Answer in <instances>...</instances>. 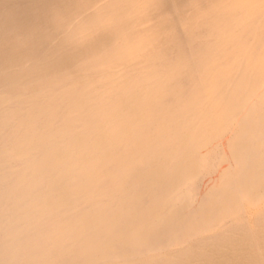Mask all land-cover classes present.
Here are the masks:
<instances>
[{
    "label": "bare ground",
    "instance_id": "1",
    "mask_svg": "<svg viewBox=\"0 0 264 264\" xmlns=\"http://www.w3.org/2000/svg\"><path fill=\"white\" fill-rule=\"evenodd\" d=\"M1 1L4 2H1L4 7L0 8L5 10V5L8 3L5 0ZM10 1L11 4L15 2V0ZM27 1L23 3L37 1L35 7L38 9L36 10L44 11V7H48L46 10L51 12L49 7L55 6H51L54 3L51 0H46L50 4L43 2L44 0ZM39 1L48 6L41 5ZM61 1H65L63 7L67 10L68 4L73 9L74 2L77 1L74 5L77 9L74 8L75 10L71 11H76L74 13L68 10V15L72 14L68 18L67 10L62 9L61 3L57 4L58 1L56 6L62 7L59 11L65 12L63 11L62 14L61 11H57L59 7L52 8V12L56 10L53 12L54 15L56 12L57 16L60 15L59 18L53 15L54 20L63 23L64 20L66 22L72 19V25L68 22L66 27L65 22L63 23L62 26L66 31L62 26L63 30L57 27L60 23L58 22V25L52 19L57 25L53 27V22L50 21L52 17L49 15L50 22L47 20L48 16H43L44 20L46 17L43 22L52 25L49 28L47 24L46 28L56 27L55 30H58L51 31L55 33H52L53 37L51 32H48L50 30L44 27L46 26L44 23L38 26L39 30L34 25L33 31L29 29L31 24H41V18H43L41 10L40 14L36 10L28 9L30 12L32 10L34 15L39 13L40 16L36 18L41 20L39 22L37 19L38 23L36 19H33L38 24L34 23L33 20L31 21L33 17L29 15L25 23L31 22V24L27 25L24 23L27 18L25 20L24 18L25 13L27 12L26 16H28L29 12L26 7V12L22 9L25 4L20 2L21 7V4L16 5L17 2H15L12 5L21 8L16 10L17 7L16 9L14 7L17 13L12 12V15L21 16V12L24 13V18L18 16L19 19L15 20L20 22L17 26L13 21L16 17L11 19L12 16L9 15L11 11L8 10L11 7L7 6L6 9L9 12L7 15L11 16L12 21L9 20L11 22L9 26L12 25V28L8 26L9 31L17 30L25 24L23 26L25 29L19 28V30L28 29L32 31L30 33H33L37 29L35 32H39L35 35L39 34L42 37L45 32L51 35V41L50 37L47 38L50 42L43 40V37L40 40L39 36H35L36 40L39 39L37 42L33 41L35 45L31 42L34 33L32 36L28 30V37L31 35L30 41L25 36L27 34H23L26 31L21 33L17 30L14 34L18 32L20 38L23 34L32 45L27 44L24 38L25 41L21 38L23 42L21 41L20 44L21 39L17 34V37L13 35L15 38L11 36L12 38L8 40L2 38L10 37L13 31L9 33V36H5L9 32L4 31L8 30L5 26L8 25L6 21L9 18L1 9L7 19L0 16L1 22L4 18L3 23H0L3 27L0 28H3L2 32H5L2 35L0 30L2 36L0 40H4L3 43L1 41L0 48L4 53L9 52V49L11 51V46L13 50L18 48L19 51L15 50L19 55L24 51L21 55L25 54L23 57H27L26 60L29 63L25 58L22 57L25 61L21 59V56L14 58L12 55H18L16 51L13 54L7 53L10 59L7 57L4 61V58L1 59L4 54L0 49L2 52L0 59L3 62L0 64V72L4 73L3 69L9 70L10 66L21 68L19 65L24 66L21 64L23 61L25 67L27 63L29 66L36 58L35 61L39 59L37 64L40 60L46 61V66L41 67L44 63L40 62L41 68L30 64V67L38 68L33 72L26 70L29 73L23 74L25 69H21L23 72L19 73L20 69L17 68L15 71L14 68L12 73L18 72V74L8 75L7 72L8 76H6L0 73L3 75V78L0 76L2 79L0 80V264H164L171 260L170 248L191 235L207 233L222 223L223 226L231 227L230 224L223 222L228 216L230 218L232 216L238 224H241L239 222L241 220L248 222V218H243L246 215L244 205L252 206L253 209V206L264 202V43L262 42V46L260 41L264 40V0H222L224 4L221 6L219 4L221 0H216L218 8L220 7L218 11L214 8L217 6H214L215 1L212 0V3L209 0L208 7L214 4V7L210 8L213 12L208 7L205 9L209 11H206L203 7L207 4L202 1L200 2L202 5L197 3L194 5L193 1L196 0H186V5L183 0L184 4L176 5L175 3L180 1L171 0L173 9H176L171 14L170 1L166 0H161L163 3L160 4H157L159 0H154L156 5L150 0H142L145 3L150 1L151 3H147L148 6H145V3L143 6L140 0V3H136L138 0H128V2L131 1L129 4H126V0H103L106 1L105 3L102 0H95V2L94 0H79V2L70 0L71 3L69 0ZM172 1L175 3L173 4ZM204 1L207 2V0ZM122 2L129 8L124 6L122 8ZM188 2L191 3L190 7ZM82 3L84 4L81 6ZM38 4L42 8L38 7ZM167 4L169 6H166ZM204 4L206 5L203 6ZM31 5L29 7L28 4V8H31ZM162 5L165 6L166 12L169 11L168 14L160 8ZM174 5L178 8L183 5L185 9L183 12L186 14L187 11L188 16L191 14L190 17L194 13L198 14L193 17L195 21L201 17L200 20H204L205 23L211 18L208 26L207 22L206 25L200 20L198 21L201 22L200 25L197 22L200 29L209 27L206 31L201 30L207 35L205 32L200 31L203 35L199 33L197 29H200L196 22L192 18L190 21L187 15L185 17L183 13H179L181 11H177ZM191 5L202 7L201 10L206 11L203 14L207 18L202 16L200 9L196 11L198 8H195L193 12ZM164 6H162L163 9ZM185 6L190 8L193 14L186 10ZM140 7H146L144 9H148L147 12L152 15L147 12L146 15L143 10V14L146 15L143 17V8ZM172 7H170L171 10H173ZM152 9L155 10L154 13ZM46 10L44 13L47 12ZM210 12L214 14L210 16ZM77 13L85 17L81 19L82 17L77 15L79 18L77 19ZM206 13H209V18ZM61 15L63 18V15H66V18L61 19ZM172 15L175 17V20L173 17L174 23L171 21ZM161 16H165L166 19L170 17L171 22L166 23L165 17L161 20ZM179 16L184 17L179 20ZM74 17H76L74 20L76 23L73 21ZM20 18L23 20L20 21ZM138 20L145 23V26L144 24L140 26L142 23L139 25ZM145 20L147 22L161 20L159 23L162 25L153 22L154 28L151 27L154 26L153 23L148 22L150 25H147ZM187 20L190 21L187 26L196 25L193 30L189 26L192 30L189 32L195 30L198 33L195 35L194 31L191 35L188 33V36L186 35L188 31L185 32L187 37L184 35V39L192 47L179 36L182 35L181 32L188 30L183 28L186 24L182 25ZM128 21L133 22L135 25L131 24L136 27ZM4 22H6L5 25H3ZM92 24L97 25L96 28L92 27ZM70 25L73 30L69 28ZM26 26L29 27L26 28ZM172 26H175L178 31L181 29L180 33L176 30L178 35L175 29L171 28ZM261 26L263 29H260ZM258 27L260 28L257 29ZM41 28L45 31L42 30L44 32L42 35H40ZM92 28H95L94 30H97L96 33L99 34H93L95 31H92ZM88 29L92 33L91 31L89 33ZM165 29L167 32L168 30L175 32V34L170 33V40H168L171 41L170 43L172 38L175 39L177 36L180 40L182 39L186 47L190 46L189 48L194 50L193 41L197 43L198 40L201 41V43L198 42L200 47L194 44L198 50L191 52L193 50L186 48L177 37L173 39V43L176 41L178 43L168 44L165 38L169 36V32H162ZM258 30H262L263 36ZM160 32H162L161 35ZM166 33V37H163L162 34ZM67 34L72 40L67 38ZM155 35H158L160 39L164 38L163 43L159 39L158 45L162 51L157 53L158 57H155L156 53L154 57L148 51L145 53V50L158 43L159 40ZM250 35L249 38L252 40L254 38V41L259 37L260 43L257 39L256 44L248 43L247 39ZM44 37L46 39V36ZM57 37H59L57 41H60V37V42L64 40L65 43L62 44L67 51L75 50L74 53L66 52L63 46L64 51H62V48L58 47L60 44L58 42L59 44L55 45H58L57 48L60 49L61 54L66 52L72 55L67 54L63 57L59 55L63 60L52 63L53 58L57 59L54 55L58 51L54 54L49 52L54 51L56 46L53 44L55 42L53 39H58ZM16 38H19L20 45L14 42ZM154 40L157 42L154 43ZM66 42H70L73 48L79 44L76 47L79 49L66 46ZM152 42V45L147 44ZM229 42L230 45H228ZM25 43L27 47L34 48L33 52L41 51L40 55L33 53L32 49L28 48V50L27 47L21 46ZM88 43L90 44L86 45ZM146 45L149 47L147 48ZM162 45L169 48L163 49ZM170 45L176 46V49H173L176 52L183 48L179 55L173 52L176 58H172L174 46L168 53ZM256 45L259 46L258 50L261 45L260 53L256 50L251 51V46ZM155 49L148 50L153 53ZM25 50L32 52L33 55L28 52L31 58L36 56L34 60H31L32 62ZM43 50L53 57L48 62L46 60L48 56L43 55L46 52L42 54ZM186 50L191 53L189 51L187 53ZM139 51L143 52L142 55ZM161 52L164 57L160 55ZM10 53L11 56H9ZM164 54L167 56L165 57ZM190 54L192 55L188 58L187 55ZM159 58L163 63L162 66H158L161 63L156 65V62L155 66L153 63L150 64L152 66L148 65L149 59L153 62V59L157 61ZM125 64L126 66H123ZM75 67L80 68L81 72L71 71L75 70L72 69ZM81 68L85 69V73H82ZM190 69L193 71L190 72ZM183 71L186 75H183L181 80L185 77L186 83L184 81L180 83L179 80ZM187 74L190 75L189 79L186 77ZM176 77L177 79L179 77L178 81ZM38 78L41 79L37 81ZM30 80L37 81L39 84L35 82L36 87L29 86V89L26 86L23 89L21 85L30 83ZM35 84L30 85L35 86ZM9 85H12V88L8 87ZM4 86L8 88L7 91ZM13 88L16 91L12 90ZM224 138L226 143L221 145L223 148H219ZM216 146L218 148H215ZM214 149L221 151L217 150L215 154ZM258 218L264 219V214ZM262 221L261 226L254 232L253 230L246 232L244 227L233 230L228 226L225 228L221 226L222 229L229 228L228 230L231 229V231L227 233V236L222 235L221 242L218 240L220 243H214L215 245L211 246H208L210 243L207 244L209 240L208 242H205V239L202 240L204 235L201 236L202 238L199 236L201 242L187 246L189 248L186 252H190L189 259L191 257L192 259H186L183 264H264V220ZM206 230L208 231L205 232ZM187 239L188 242L190 238Z\"/></svg>",
    "mask_w": 264,
    "mask_h": 264
},
{
    "label": "rangeland",
    "instance_id": "2",
    "mask_svg": "<svg viewBox=\"0 0 264 264\" xmlns=\"http://www.w3.org/2000/svg\"><path fill=\"white\" fill-rule=\"evenodd\" d=\"M9 1H10V0H9ZM13 1H14V0H13ZM23 1L28 2L27 0H22V1L15 0V2H17L16 5H17V4H21V3H23ZM29 1H30V0H29ZM31 1H33V0H31ZM34 1H35V0H34ZM40 1H41V0H40ZM40 1H39V2H40ZM49 1H50V0H49ZM51 1H52V2L54 1V3H55V4H54V3L51 4V6H52V5H55V6L49 7V9L51 8V12H52L53 9H55V8H53V7H59L58 9L56 8L57 11H59V9H60L61 6H62V7L65 6V5H64L65 3L63 4V2H65V1H61V0H51ZM56 1L59 2V3L57 2V4H60V3H61V6H60V5H59V6H58V5L56 6ZM66 1H68V0H66ZM69 1H70V0H69ZM75 1H76V0H75ZM81 1H82V0H81ZM85 1H86V0H85ZM99 1H100V0H99ZM102 1H103V0H102ZM122 1H123V0H122ZM140 1H142V0H140ZM143 1H144V0H143ZM143 1H142V2H143ZM147 1H148V0H147ZM147 1H146V3H145V2H143V3L141 2V4L143 5V4L145 3V6H148L149 3H151V2L154 3V2H155L154 0H153V1L150 0L151 2H150V1L147 2ZM156 1H157V0H156ZM162 1H163V0H162ZM162 1L159 0V2H158L157 4H160ZM166 1H170V4H169V3H168V4L170 5V7H172L171 0H166ZM173 1H177V0H173ZM173 1H172V3H173ZM178 1H180V2H177V3L174 2V3H175L176 5H179L180 3H181V4H182V3L184 4V2H185V5H186V0H184V2H183V0H182V1H181V0H178ZM188 1H190V0H188ZM192 1H193V0H192ZM192 1H191V3H192ZM196 1H197V0H196ZM196 1H193V2L195 3L194 5H196V3H197L198 5H202V4L200 3L201 1H202V3L204 2V3H206V4L212 2V0H211L210 2H209V0H207V2H205L204 0H200V1L198 0L199 2H198V1L196 2ZM213 1H215V3H214L215 5H214V4H213V5L216 6V5H217V3H216L217 1H216V0H213ZM229 1H231V0H229ZM1 2L4 3L3 1L0 0V3H1ZM5 2L8 3L7 5H5V6H6V7H5V10H7L6 8H8L7 6H9V7H11V9L9 8L8 10L11 11V13H9L8 10H7V12L5 13L4 8H0V12H1V13L3 12V11H1V9H2V10H4L3 13H4L5 15H7V14L9 13V15L12 16V17L10 16L11 19H13L14 16H15L16 18H14V20H13L14 23L16 22L15 20H18V19H19V17H23V16H24L23 11L26 12V8H27V11H28L29 13H32V10H36V9H38L37 7H35L37 1L32 2V3H23V4H25V5H23V7H24V8L26 7V8H25V9L22 8L23 11L21 12V13H22L21 16H20L19 14H17V16H16V14H15V15H14V14L12 15V12L17 13V11H14V10L16 9V7H17L16 10H19V9L22 7V4H21V7L18 8V6H16V5H12V4H14L15 2L12 3V4H11V1L8 2V0H5ZM20 2H21V3H20ZM43 2H46V0H44ZM43 2H42V3H43ZM52 2H51V3H52ZM71 2H72V1H70V3H71ZM73 2H74V0H73ZM76 2H77V1H76ZM76 2H74V5L76 4ZM78 2H79V0H78ZM83 2H84V1H83ZM89 2H90V1H89ZM94 2H95V0H94ZM103 2H104V1H103ZM105 2H106V1H105ZM105 2H104V3H105ZM110 2H111V1H110ZM125 2H127L126 4H129V2H131V1L128 2V0H126ZM220 2H221V3H220ZM222 2H223L222 0L219 1L220 6H221V4H224V3H222ZM2 3H1V5H0V7L3 6ZM6 3H5V4H6ZM9 3L13 6V8H12V6H11ZM33 3H34V7H35V9H34V7H33ZM46 3H47V4H50V2H49V3L46 2ZM87 3H88V2H87ZM91 3H92V2H91ZM108 3H109V2H108ZM122 3H123L122 8H123V6L126 8L127 5L124 4V2H122ZM136 3H140L139 0H138V2H136ZM147 3H148V4H147ZM162 3H163V2H162ZM174 3H173V4H174ZM188 3H189V7H190V4H191V3H190V2H188ZM212 3H213V2H212ZM226 3H230V2H226ZM26 4H27V6H26ZM28 4H29V7H30V4H32V5H31V8H28ZM40 4H41V2H40ZM40 4H38V7H40ZM67 4H68V2H67ZM67 4H66V5H67ZM78 4H79V3H78ZM83 4H84V3H82L81 6H82ZM88 4H89V3H88ZM97 4H98V3H97ZM130 4H131V3H130ZM168 4H167L166 6H169ZM192 4H193V3H192ZM206 4H204L203 6H205ZM41 5H46V4L44 3V4H41ZM71 5H72V4H71ZM74 5H73V9H72V7L70 6V4H68L67 8H69L68 10H69L70 12H71L72 10H75L74 8H76V6L74 7ZM91 5H93V4H91ZM101 5H102V4H101ZM119 5H121V4H119ZM136 5H137V4H136ZM139 5H140V4H138V6H139ZM154 5H156V4L154 3ZM198 5H197V6H193V5H191L192 8H194V9L191 8V10H193V12H195V8H198ZM213 5L211 4V7H212V8L214 7ZM36 6H37V5H36ZM46 6H48V5H46ZM49 6H50V5H49ZM85 6H87V5H85ZM89 6H90V5H89ZM95 6H96V5H95ZM128 6H129V5H128ZM131 6H132V5H131ZM133 6H134V5H133ZM140 6H141V5H140ZM143 6H144V5H143ZM149 6H151V5H149ZM162 6H164V5H162ZM162 6H161V7L158 6V7L162 8V10L165 11V6H164V9H163ZM174 6H175V5H174ZM187 6H188V5H187ZM187 6H185L186 10L188 9V11H191L190 8H187ZM209 6H210V4H209ZM218 6H219V5H217L216 7H214V8H217V9H216L217 11H218V9L220 8V7L218 8ZM3 7H4V6H3ZM14 7H15V9H14ZM62 7H61V8H62ZM77 7H78V6H77ZM79 7H80V6H79ZM79 7H78V8H79ZM91 7H92V6H91ZM154 7H155V6H154ZM154 7H152V8H154ZM170 7H169V10L171 11V12H170V14H171V13L174 11L175 8L173 9V7H172L173 10H171ZM175 7H177V6H175ZM183 7H184L183 5H182V7H179V8L177 7V11H181V12H179V13H183L184 16L187 17V16H188L187 11H186V14H185V13H184V12H185V9H184ZM199 7H201V6H199ZM206 7H208V4H207V6H205V7H203V8L205 9ZM211 7H208L209 10H210ZM40 8H42V7H40ZM40 8H39V9H40ZM44 8H45V10L48 9V7H44ZM44 8H43V10H44ZM52 8H53V9H52ZM64 8L66 9V7H63L62 9H64ZM96 8H97V7H95V9H96ZM127 8H129V7H127ZM140 8H143V9H142V14L144 13V12H143V10H144L146 15H147V13H149L150 15H152L150 12H147L148 9L145 10L146 7H140ZM144 8H145V9H144ZM180 8H181L182 10H179ZM201 8H202V7H201ZM201 8L196 9V11L200 9L199 11L202 12V14H203V13L205 14L206 11H209V10H206V9H205L206 11L204 10V11H205V12H204V11H202L203 9L201 10ZM208 8H207V9H208ZM22 9H21V10H22ZM28 9H32L31 12H30V10H28ZM65 9H64V10H65ZM76 9H77V8H76ZM95 9H94V10H95ZM97 9H98V8H97ZM119 9H120V8H119ZM183 9H184V10H183ZM21 10H20V11H21ZM40 10L42 11V9H40ZM40 10H36V11L40 13ZM45 10H44V11H45ZM64 10H63V11H64ZM66 10H67V9H66ZM68 10H67L66 12H68ZM83 10H84V8H83ZM83 10L81 9V11H83ZM85 10H86V7H85ZM85 10H84V11H85ZM88 10H89V8H88ZM117 10H118V9H117ZM125 10H126V9H125ZM125 10H123V11H125ZM149 10H150V7H149ZM152 10H153V9H152ZM156 10H157V9H156ZM158 10H159V8H158ZM162 10H161V11H162ZM175 10H176V9H175ZM212 10H213V9H211L210 11L213 12ZM219 10H220V9H219ZM44 11H42L43 14H44V15H43V14L41 15L42 17H43V16H48V15H49L50 17H52V18H50V19H51V20H50L51 22L56 21V20H54L55 17L53 18V15H54L53 12L56 11V10H54V11L52 12L53 14H52L51 12H48V11H50V10H48V11L46 10L47 12H45V13H44ZM60 11H61V12H60ZM60 11H59L60 13L63 12L62 10H60ZM95 11H96V10H95ZM95 11H94V12H95ZM99 11H101V10H99ZM99 11H98V12H99ZM119 11H121V10H119ZM150 11H151V10H150ZM154 11H155V10H153L152 13H154ZM183 11H184V12H183ZM217 11H215V9H214V12H215V13H216ZM33 12L36 13L35 11H33ZM59 12H58V14H60ZM64 12H65V11H64ZM74 12H76V11H74ZM74 12H71V13H74ZM86 12H87V11H86ZM90 12L92 13L91 8H90ZM90 12H89V13H90ZM98 12H97V13H98ZM115 12H116V11H115ZM117 12H118V11H117ZM146 12H147V13H146ZM158 12H159V11H158ZM165 12H166V11H165ZM168 12H169V11H167L166 14H168ZM174 12H175V11H174ZM191 12H192V11H191ZM193 12H192V14H193ZM211 12H210V16H211L212 14H214V13H211ZM3 13L0 14V16L5 17V20H6L7 18H9L8 21H6L8 25L5 26V29H8V30H4L3 28H0L1 32H2V29H3L4 31H9L10 28H8V26H9V24H11V22H12L11 19H10V17L7 15V18H6V16H5ZM18 13H20V12L18 11ZM29 13H28V16H26V15H27V12L25 13V14H26V15H25V18L23 17L24 20H25L27 17H29V15H30L31 17H33V18L30 17V18H31V21H32L33 19H36V21H37V19H38V21L40 22V20L42 19L41 24L36 25V24H31V22H29V21H30V18H29V21H28L29 23H28V24L25 23V22L28 20V18H27V19L24 21V23L27 24V25H30V24H31L30 27L28 26L29 29L31 28L30 30H32L33 25H34V27H36V28L38 29V28H39L38 26H41L43 23H44V25H46V26H44V27H45V28L47 27V24H48L47 22L49 21V20H48V19H49V16H48V18H47L48 21H46L47 24H45V22H43V21L46 20V17H45V20H44V17H43V18L40 17L41 19L39 20V18H38V17L40 16L39 13H36L35 15H34L33 13H32V14H29ZM78 13H79V12H78ZM78 13L76 14V16L78 15ZM81 13H82V12H81ZM155 13H156V12H155ZM159 13H160V12H159ZM177 13H178V12H177ZM177 13H176V15H177ZM188 13L190 14V12H188ZM37 14H38V15H37ZM40 14H41V13H40ZM45 14H47V15H45ZM50 14H52V16H51ZM56 14H57V12L55 13L54 16H56V17L60 16V15L57 16ZM62 14H63V13H62ZM68 14H69V12L67 13V17L70 18L69 16L72 15V14H70V15H68ZM83 14H84V13H83ZM92 14H93V13H92ZM115 14H116V13H115ZM119 14H120V13H119ZM149 14H148V15H149ZM156 14H158V13H156ZM164 14H165V13H164ZM170 14H169V16H171ZM174 14H175V13H174ZM183 14H182V15H183ZM200 14H201V13H200ZM200 14H199V16H200ZM204 14H203L202 16H204ZM208 14H209V13H208ZM208 14L206 13V15H207L208 18H209V15H208ZM3 15H4V16H3ZM32 15H34V16H32ZM73 15H74V14H73ZM79 15H80V14H79ZM79 15H78V16H79ZM85 15H86V14H85ZM146 15L143 14V17L146 16ZM150 15H149V16H150ZM153 15H154V14H153ZM159 15H161V13H160ZM159 15H158V18H159ZM179 15H180V14H179ZM186 15H187V16H186ZM194 15H198V14L194 13ZM194 15H193L192 17H190L191 14H190V16H188V17H190V18H189L190 21H191V18L194 20V18H193ZM18 16H19V17H18ZM36 16H38V17L36 18ZM63 16H64V18H66V15H63ZM78 16H77V19H79ZM80 16L82 17L81 19H83V16H84V15H83V16L80 15ZM116 16H118V14H117ZM149 16H148V17H149ZM154 16H155V15H154ZM156 16H157V15H156ZM165 16H166V15H165ZM165 16H163V17H165ZM169 16H167V18H168ZM184 16H179V17H180L179 20H180L182 17H184ZM2 17H1V18H2ZM17 17H18V18H17ZM34 17H35V18H34ZM61 17H62V15H61ZM71 17H73V16H71ZM84 17H85V16H84ZM86 17H87V15H86ZM161 17H162V16H161ZM163 17L161 18V20H163ZM173 17H174V16L172 15V17H171V19H172V20H171L172 23L175 22V21L173 22ZM195 17H196V20H197V19H198L197 16H195ZM204 17H206V16H204ZM204 17H203V18H204ZM23 18H22V19L20 18V19H21L20 21H22ZM58 18H59V17H58ZM64 18L62 17L61 19L64 20ZM75 18H76V17L73 18V21L75 20ZM145 18H147V17H145ZM154 18H155V17H154ZM154 18H152V19H154ZM200 18H201V17H199V20H200ZM206 18H207V17H206ZM52 19H53V21H52ZM77 19H76V20H77ZM140 19H141V18H140ZM156 19H157V18H156ZM164 19H166V17H165ZM168 19H169V20H168ZM168 19H166V20H164V21H166V23H167V22L170 21V17H169ZM177 19H178V18H176V20H177ZM210 19H211V18H210ZM210 19H208V20H209L208 22H211ZM1 20L4 21V18H2ZM9 20H10L11 22H9ZM142 20H143V22H144V18H142ZM147 20H149V19L147 18ZM147 20H145V21L147 22ZM154 20H155V19H154ZM154 20H152V21H150V22H151V23H153V22H158V23L161 22V20L157 21L158 19H157L156 21H154ZM167 20H168V21H167ZM174 20H175V17H174ZM199 20H197V21L194 20V22H196L195 24L198 26V28H199V25L201 24V22H200V23L198 22ZM3 21H2V22L0 21V23L2 24ZM33 21H34V23L36 22L35 20H33ZM33 21H32V22H33ZM38 21H37V22H38ZM50 21H49V22H50ZM83 21H84V20H83ZM138 21H139V20H138ZM171 21H170V22H171ZM177 21H178V20H177ZM190 21L187 20V21H185L186 23H185V22H183L184 24L181 23L182 25H185V24H186L185 26L188 27V28H186V27L183 26V28L188 29V30H185L184 33L181 32L182 35H179V36H181L182 39H184V37H185L186 35H188V33H190V32H189V30H191V28L189 29V26H190V25L187 26V23L190 22ZM200 21H202V19H201ZM212 21H214V20L212 19ZM6 22H4L3 25H5ZM8 22H9V23H8ZM18 22H19V21L16 22V25H17V26H19V24H20V22H19V24H17ZM37 22H36V23H37ZM39 22H38V23H39ZM58 22H59V20L56 21V24L59 25V23H60V25L57 26L56 24H54L55 22H53V23H52V24H53V27H54V26H57V27H60V28L62 29V27H63L62 25H63V23L65 22V20H64V22L62 21L63 23H61V21H60L59 23H58ZM68 22L71 24V23H72V19H71V21H70V20H69V21H66V22L64 23L65 26H66V25L68 26V24H67ZM74 22L76 23V21H74ZM77 22H78V21H77ZM105 22H106V21H105ZM112 22H115V21H112ZM143 22H142V21H139L138 24L140 25V23H142L140 26H143V24H144V26H145V23H143ZM148 22H149V21H148ZM148 22H147V25H150L151 23L149 22V23H150V24H149ZM179 22H180V21H179ZM181 22H182V21H181ZM194 22H193V23H194ZM197 22L199 23V25H198ZM202 22L204 23V20H203ZM206 22H207V21H206ZM206 22H205V23H206ZM208 22H207V26H208ZM214 22H216V21H214ZM14 23H12V24H14ZM38 23H37V24H38ZM78 23H79V22H78ZM107 23L109 24V22H107ZM107 23H106V25H107ZM110 23H111V22H110ZM128 23H130V22L128 21ZM131 23H133V22H131ZM131 23H130V24H131ZM162 23H163V22H162ZM176 23H177V22H176ZM205 23H204V24H205ZM212 23H213V22H212ZM1 24H0V27L2 26ZM21 24H23V22H21ZM25 24H24V25H25ZM80 24H81V23H80ZM96 24H97V23H96ZM101 24H102V23H101ZM130 24H129V26H130ZM133 24H134V23H133ZM160 24H161V23H159V24H157V25H160ZM189 24H190V23H189ZM204 24H203V25H204ZM209 24H210V23H209ZM24 25H21V27H19V28H20V29H25V28L23 27ZM35 25H36V26H35ZM48 25H49V26H48L49 28H50V26H52V25H50V24H48ZM71 25H72V24H71ZM71 25L69 26V28L71 27ZM77 25H79V24H77ZM94 25H95V24H92V27H95V28H96L97 25H96V26H94ZM102 25H103V24H102ZM104 25H105V24H104ZM112 25H113V24H111V26H112ZM131 25H132V24H131ZM134 25H135V24H134ZM136 25H137V24H136ZM152 25H154V26H151V27H154V28H155V24L153 23ZM161 25H162V24H161ZM161 25H160V26H161ZM169 25H170V24H169ZM174 25H176V24H174ZM191 25H192V23H191ZM193 25H194V24H193ZM196 25H195L194 27L190 26V27H192V30H193V28L196 27ZM203 25H202V26H203ZM205 25H206V24H205ZM213 25H214V24H213ZM17 26H15V27H17ZM61 26H62V27H61ZM67 26H66V27H67ZM132 26H133V25H132ZM137 26H138V25H137ZM179 26H180V24H179ZM263 26H264V25H263ZM263 26H261V28L258 27L257 29H259V28H260V29H263ZM2 27H3V26H2ZM9 27L12 28V25H10ZM15 27H13V29H14ZM22 27H23V28H22ZM28 27L26 26V28H28ZM42 27H43V26H42ZM73 27H74V24H73ZM75 27H76V26H75ZM75 27H74V28H75ZM87 27H89V26H87ZM101 27L103 28V26H101ZM109 27H110V25H109ZM130 27H131V26H130ZM133 27H136V26H133ZM174 27H175V26H172V27H171L172 29H175L174 31L177 30L176 27L179 28L178 25H176L175 28H174ZM181 27H182V26H181ZM210 27H211V24H210ZM19 28H18L17 30H19ZM49 28H46L47 30H50V31H48L49 33H50L51 31H53V32L58 31V30H55L56 27L53 28L54 30H53V29H49ZM64 28H65V27H63V29H64ZM90 28H91V27H90ZM95 28H94V29H95ZM102 28H101V29H102ZM106 28H107V27H106ZM156 28H158V27L156 26ZM169 28H170V26H169ZM169 28L167 27V29H169ZM183 28H182V29H183ZM208 28H209V27H208ZM208 28H205V27H203V29H200V28H199L200 30L197 29V31H198L199 33H201V32H203V31H201V30H205V31H206V29L208 30ZM211 28H212V27H211ZM15 29H16V28H15ZM37 29H35V31H37ZM46 29H45V30H46ZM58 29H59V28H58ZM61 29H59V30L62 31L63 29H62V30H61ZM71 29H72V27H71ZM85 29H86V28H85ZM85 29H84V30H85ZM94 29H93V28L91 29L92 31H95L93 34H95L96 31H97V30H94ZM103 29H104V28H103ZM107 29H108V28H107ZM107 29H106V30H107ZM128 29H129V28H128ZM130 29H131V28H130ZM133 29H134V28H133ZM167 29H165V30L162 31V32H167V31H166ZM172 29H171V30H172ZM17 30H14V31H17ZM27 30H28V29L24 30V31H26V33H23L24 35L27 34V35H25L26 37H28V34H29L30 32H32L34 29H33L32 31L28 30L29 33H27ZM38 30H39V29H38ZM40 30H41V31H42V30L44 31V29H42V28H41ZM47 30H46V31H47ZM64 30H65V29H64ZM69 30H70V29H69ZM69 30H68V31H69ZM72 30H73V29H72ZM84 30H82V32H83ZM91 30H90V31H91ZM183 30H184V29H183ZM192 30H191V31H192ZM4 31H3V32H4ZM11 31H13V30L11 29V30L8 32V34L5 35V36H9V35H10L9 33H11ZM14 31H13V33H11L10 37H8V38H6V37H4V36L2 37L1 35H0V37H2L3 39L5 38V40H6V39L8 40L9 38H12L11 36H13V35H15V37H17L16 34H17L18 32H20L21 30H19L16 34H14ZM24 31H21V33L24 32ZM35 31L33 32L34 34H33V33H30L31 35H32V34L34 35V36L32 35L33 37H31V35L28 37V40H29V41H30V39L32 38V41H31L32 43H34L33 41L37 42V40H39V39L36 40V37H35V36H39V34H38V35H35V33L37 34L39 31H38V32H35ZM43 31L40 32V33H41L40 35H42V33L45 32V31H44V32H43ZM65 31H66V30H65ZM68 31H67V32H68ZM86 31H87V30H86ZM88 31H89V29H88ZM90 31H89V33H90ZM92 31H91V33H92ZM101 31H102V30H101ZM131 31H132V30H131ZM174 31L170 32V31L168 30V32H169V34H168L169 36L167 37L168 39L165 38V39L167 40V43H168V44L178 43V41H181L182 44H183L184 42H188V41H185L186 39H184V40H183L184 42H182V39L180 40V38L176 36L177 39L179 38V40L173 43V39H174V38H172V43H170L171 41H168V40H170V33H171V34H175ZM177 31H178V30H177ZM177 31H176V34H177L178 32L180 33L181 29H180L178 32H177ZM186 31H188L187 34L185 33ZM194 31H195V30H194ZM194 31H193V32H194ZM197 31L194 32L195 35H196ZM200 31H201V32H200ZM205 31H204V32H205ZM209 31H210V30H209ZM254 31H255V30H254ZM254 31H253V32H254ZM260 31H261V32H260ZM260 31L258 30V32L262 33V30H260ZM1 32H0V33H1ZM3 32H2V33H3ZM48 32H47V33L45 32L46 35L43 34L44 36H46V39H45L44 36H42L43 38H42L41 36H39L40 40L43 39V40H47V41H49V39H50V41H51V37H50V36L52 35V37H53V36H54L53 34H55V33L51 32V33H50L51 35H49ZM63 32H64V31H63ZM67 32H66V33H67ZM69 32H70V31H69ZM84 32H85V31H84ZM84 32H83V33H84ZM112 32H113V31H112ZM125 32H126V31H125ZM127 32H128V31H127ZM129 32H130V30H129ZM162 32H160V35H161ZM168 32H167V33H168ZM173 32H174V33H173ZM193 32H191V33H193ZM204 32H203V33H204ZM210 32H211V31H210ZM258 32H257V33H258ZM4 33H5V32H4ZM4 33H3L2 35H4ZM6 33H7V32H6ZM52 33H53V34H52ZM85 33H86V32H85ZM113 33H115V32H113ZM130 33H131V32H130ZM130 33H129V34H130ZM167 33L164 34V35L162 34V36H163V37H166L165 35H167ZM191 33H190L189 35H191ZM250 33H251V31H250ZM250 33L248 32V35H249ZM260 33H259V34H260ZM23 34L21 35V38H22V39L24 38V35H23ZM97 34H99V33H96V35H97ZM116 34H117V32H116ZM126 34H127V33H126ZM185 34H186V35H185ZM194 34H193V36H195ZM197 34H198V33H197ZM201 34H202V33H201ZM201 34H200V35H201ZM208 34H209V33H208ZM255 34H256V31H255ZM17 35H18V34H17ZM47 35H48V36H47ZM67 35H68V34H67ZM67 35H66V36H67ZM72 35H73V34H72ZM78 35H79V34H78ZM82 35L85 36L84 34H82ZM88 35H89V34H88ZM123 35H124V34H123ZM130 35H131V34H130ZM160 35H159V36H160ZM177 35H178V34H177ZM184 35H185V36H184ZM189 35H188V36H189ZM202 35H203V34H202ZM202 35H201V36H202ZM205 35H207L206 32H205ZM205 35H204V36H205ZM22 36H23V37H22ZM83 36H82V37H83ZM127 36H128V34H127ZM155 36H156V38H158V40L160 39V37H157L158 35H155ZM162 36H161V37H162ZM171 36H172V35H171ZM174 36H175V35H174ZM209 36H210V35H208V37H209ZM252 36H253V34H252ZM257 36H258V35H257ZM257 36H256V37H257ZM259 36H260V35H259ZM261 36H263V33H262ZM261 36H260V37H261ZM13 37H14V36H13ZM15 37H14V38H15ZM18 37L20 38L19 35H18ZM30 37H31V38H30ZM34 37H35V39L33 40ZM49 37H50V38H49ZM75 37H76V36H75ZM77 37H78V36H77ZM87 37H88V36H87ZM95 37H96V36H95ZM125 37H126V36H125ZM176 37H175V39H176ZM186 37H187V36H186ZM197 37H198L197 39H199V36H197ZM249 37H251V35L248 36V38H249ZM254 37H255V36H254ZM256 37H255V38H256ZM263 37H264V36H263ZM19 38H16L15 41H14L13 39H12V40H13L14 42H17V45H20V44H21L20 42H21V41L23 42V40L25 39L26 41H25V40H24V41H25L27 44L29 43L30 45H32V43L29 42V41L27 40V38H24L23 40L20 38L21 40L19 41V43H20V44H19V43H18ZM29 38H30V39H29ZM41 38H42V39H41ZM47 38H49V39H47ZM57 38H58V39H56V38L53 39V41L55 40V42L53 43L54 45H55V44H59L58 42L61 41V37H60V41H57V40H59V37H57ZM64 38H65V37H64ZM64 38H63V39H64ZM67 38H69V35H68ZM72 38H73V37H72ZM91 38H92V37H91ZM91 38H90V39H91ZM156 38H154V39H156ZM201 38H203V37H201ZM205 38H206V36H205ZM205 38H203V40H204ZM210 38H211V36H210ZM258 38H259V37H257L256 39L259 41ZM3 39L0 40V44L3 43V41H4ZM69 39H71V38H69ZM80 39H81V38H80ZM82 39H83V38H82ZM88 39H89V38H88ZM162 39H164V38H161V39H160L161 42H162ZM175 39H174V40H175ZM246 39H247V38H246ZM249 39H250L251 41H249ZM249 39H247V40H248V43H249V42H250V43H251V42H252V43L255 42V44L257 43V42H256V41H257L256 39H255V41H254V38H253V40H252L251 38H249ZM260 39H262V37H261ZM10 40H11V39H10ZM71 40H72V39H71ZM73 40H75V39H73ZM76 40H77V39H76ZM76 40H75V41H76ZM78 40H79V38H78ZM78 40H77V41H78ZM86 40H87V39H86ZM156 40H157V39H156ZM156 40H154L153 42L155 43V42L158 41V40H157V41H156ZM160 40L158 41L157 44L155 43L156 46L154 45L155 47H158V48H156V49H158V50H156L154 46H151L152 48L155 49V50H154L155 52H153L154 54H153L151 51L148 50V49H150V50L152 49L151 47H150V48H148V47H149V45H152L153 42H152V43H147V44H149V45H148V46L146 45L148 49H147V48H144V49H147V50H145V53H147L146 51H148V52H150V55L153 56V57H154L155 53H156V54H157V53H160V51H162L161 49H159V45H158L159 42H160ZM187 40H188V39H187ZM189 40H190V39H189ZM194 40H195V39H194ZM200 40H202V39H200ZM203 40H202V41H203ZM206 40H207V39H206ZM1 41H2V43H1ZM50 41H49V42H50ZM53 41H52V42H53ZM56 41H57V43H56ZM62 41H63V42H60V44L65 43L64 40H62ZM65 41H67L66 38H65ZM68 41H70V40H68ZM79 41H80V40H79ZM90 41H91V40H90ZM90 41H88V42H90ZM163 41H165V40H163ZM196 41H197V40H196ZM207 41H208V40H207ZM260 41H261V44H262V46H263L264 40H263V41L260 40ZM260 41H259V43H260ZM38 42H40V41H38ZM41 42H42V41H41ZM70 42H71V41H70ZM70 42H69V43L66 42V44H67L66 46L72 47V45L70 44ZM85 42H86V41H85ZM165 42H166V41H165ZM191 42H192V41H191ZM198 42H199V40L197 41V43H195V42L193 41V47H194V50H198V48L195 47L194 44L200 47V45H198ZM203 42H204V41H203ZM203 42H202V43H203ZM210 42H212V41H210ZM262 42H263V43H262ZM6 43H7V41H6ZM6 43L4 42V44H6ZM26 43H25V45L22 44L21 46L27 47V46H26V45H27ZM72 43H73V41H72ZM86 43H87V42H86ZM162 43H163V42H162ZM162 43H161V44H162ZM167 43H166V44H167ZM199 43H201V41H200ZM259 43H258L257 45H259ZM4 44H3V45H4ZM51 44H52V43H51ZM53 44H52V45H53ZM60 44H59V46H58V45H57V46H58V47H61V48L64 46V48H65V45H63V44L60 45ZM68 44H70V45H68ZM81 44L83 45V43H81ZM89 44H90V43H88V44H86V45H89ZM164 44H165V43H164ZM168 44H167V45H168ZM187 44H190V43L188 42ZM210 44H211V43H210ZM210 44H209V45H210ZM212 44H213V42H212ZM212 44H211V45H212ZM230 44H231V43L229 42L228 45H230ZM8 45H9V44L7 43L6 46H8ZM13 45H15V43H13ZM33 45H35V43H34ZM54 45H53V46H54ZM78 45H79V44H78ZM78 45H77V46L75 45V46L78 47ZM157 45H158V46H157ZM175 45H176V44H175ZM175 45H172V46H174V47L172 48V58L175 57V55H176V54L173 55V54L176 52L175 50H174L175 52L173 51V49H176V48H175V47H176ZM179 45H180V42H179ZM183 45H184V44H183ZM183 45H181V46H183ZM190 45H191V44H190ZM203 45H205V44H203ZM207 45H208V44H207ZM250 45H251V44H250ZM250 45H248V46H250ZM252 45H254V44H252ZM257 45H256V46H251L250 49H251V51L256 50L257 53H258V52L260 53L259 50L261 49V45H260L259 50H258V48H257V47H259V46H257ZM15 46H16V45H15ZM28 46H29V45H28ZM50 46H51V45H50ZM53 46H52V47H53ZM55 46H56V45H55ZM57 46L55 47V49H53L54 51H50V50L52 49V47L49 48L50 50H49V49H46V50H47L48 52L50 51L49 53H51V54H54L56 51H58L56 54H57L58 56H59V55H60V56L62 55L61 57H63V55L65 56V55H67V54H68V55H72V54H70V53H71L72 51H73V53H74V50H75L74 48H76V47H74V48L72 47V49H74V50L71 51V49H70L71 52H70V51H67V49L65 48L66 52H70V53L63 52L64 54H61L60 51H59L60 49H58ZM73 46H74V44H73ZM83 46H84V45H83ZM162 46H163V45H162ZM172 46L170 45V49H168V50H170V51L167 50L168 53L171 52V47H172ZM177 46H178V45H177ZM184 46H185V45H184ZM1 47H2V45H1ZM18 47H19V46H18ZM24 47H23V48H24ZM79 47H80V46H79ZM81 47H82V46H81ZM165 47H166V46L164 45V46L161 47V48L164 49ZM178 47H179V46H178ZM185 47H186V46H185ZM189 47H190V46H188V47H186V48L191 49V48H189ZM191 47H192V45H191ZM204 47H205V46H204ZM252 47H253V48H252ZM254 47H256L257 49H255ZM3 48L5 49V47H3ZM6 48H7V47H6ZM14 48H15V47H14ZM28 48H29V47H27V49H28ZM53 48H54V47H53ZM64 48H62V51H64V50H63ZM67 48H68V47H67ZM82 48H83V47H82ZM166 48H169V47H166ZM186 48H185V49H186ZM195 48H196V49H195ZM201 48H202V47H201ZM0 49H1V48H0ZM11 49L13 50V47H12V46H11ZM15 49L17 50L18 48H15ZM15 49L13 50L14 52H12V50L10 51V49H9L8 51L11 52V53L13 54V53H15V51H16ZM21 49H22V47H21ZM21 49H20V51H22ZM24 49H25V48H24ZM27 49H26V50H27ZM29 49L31 50L32 47H30ZM29 49H28V50H29ZM33 49H34V48H33ZM33 49L31 50L32 52H33ZM57 49H58V50H57ZM77 49H79V48H76V50H77ZM144 49H143L142 51H144ZM182 49H183V48H181L180 51H182ZM185 49H184V50H185ZM1 50H2V49H1ZM26 50H25V53L28 54V58H31L30 55L32 54V52L30 51L31 54H29L30 52H29V51L26 52ZM68 50H69V49H68ZM191 50H193V49H191ZM194 50L191 51V52H194ZM201 50H202V49H201ZM261 50H262V49H261ZM17 51H19V49H18ZM17 51H16V52H17ZM47 51L43 50V51H42V54H43L44 52H46V53H44L43 55H44L45 57L48 56V58L46 59L47 62H48V60H50V58H53V57H51V54H49ZM167 51H166V53H167ZM180 51H179V52H180ZM186 51H187V50H186ZM188 51H189V50H188ZM188 51H187V53H188ZM2 52H3V50H2ZM2 52L0 51V53H2ZM9 52H7V51H6L5 53L3 52V54H4L6 57H4V55H3V57L1 58V56H0V58H1L2 60H3V58H4V61H5V59L8 57L6 54H7V53L9 54ZM23 52H24V51H23ZM23 52H20V55L18 54V52L16 53V54H18V55H12V54L10 53L9 56L12 55L14 58H15V56H16V57H17V56H18V57L21 56V57H20L21 59L25 58V60H26L27 57H23V56H25V54H22V55H21V53H23ZM28 52H29V53H28ZM35 52L37 53V51H35ZM35 52H33V53H35ZM40 52H41V51H39L37 54L40 55ZM52 52H53V53H52ZM163 52L165 53V51H163ZM163 52H161V54H160L161 56H162V53H163ZM173 52H174V53H173ZM179 52H176V53L178 54ZM189 52H190V51H189ZM191 52H190V53H191ZM196 52H197V51H196ZM198 52H199V51H198ZM47 53H48L49 55H47ZM58 53H60V54H58ZM139 53L141 54V53H143V52L139 51ZM145 53H144V54H145ZM151 53H152L153 55H152ZM166 53H165V54H166ZM184 53L187 54L185 51H184ZM56 54L54 55V57L56 56L57 59H56V58H53L54 60L56 59V61H54V60L51 59V60H52V63L57 62V61H60V60H63V58L61 59L60 56H59L60 59L58 60V56H57ZM165 54H164V55H165ZM193 54H194V53H193ZM0 55H1V54H0ZM32 55H33V54H32ZM43 55H42V56H43ZM141 55H142V54H141ZM160 55H159V56H160ZM178 55H179V54H178ZM191 55H192V54L187 55V57L189 58V56H191ZM29 56H30V57H29ZM34 56H35V55H34ZM34 56H33V58L30 59V62H32L31 60H34V59H35ZM166 56H167V55H165V57H166ZM259 56H260V55H259ZM13 57H12V58H13ZM22 57H23V58H22ZM35 57H36V56H35ZM37 57H39V56H37ZM45 57H44V58H45ZM67 57H70V56H67ZM155 57H158V54H157V56H155ZM162 57H164V56H162ZM162 57H161V58H162ZM168 57H169V58H168ZM168 57H167V58L170 60V59H171V58H170L171 56L169 55ZM8 58H9V57H8ZM14 58H13V60H14ZM40 58H42V57H40ZM64 58H66V57H64ZM150 58H151V57H150ZM175 58H176V57H175ZM1 59H0V61H1L0 64L3 63ZM9 59H10V58H9ZM17 59H18V58H17ZM36 59H37V58H36ZM36 59H35V60H36ZM151 59H152V58H151ZM162 59H166V58H162ZM23 60H24V59H23ZM25 60H24V61H25ZM35 60H34V61H35ZM38 60H39V59H38ZM38 60L35 61L36 63L33 61V64H31V63H30V64L33 65V66L36 65V66H38L39 68H41V67H43V66H46V61H41V60H40L41 63H44V64H41V63L39 62V63L41 64V67H40L39 63L37 64ZM42 60H44V59L42 58ZM129 60H130V58H129ZM154 60H155V59H153V62H152V60L149 59L148 61L151 62V63H149V62L147 61L148 65H150V64H152V63H153V65H154V63L156 62V63H155L156 65H157V63H161V65L158 64V66H162L163 63H162V61L160 60V58H159V60H160L161 62H159V60H157V61H156V60L154 61ZM16 61L18 62V60H16ZM19 61L22 62L20 59H19ZM24 61L21 63V64H24V66H23V65H19V66H21V68L17 67L18 70L20 69V70H19V73H20V71L23 72V71H22L23 69H25V71H24L23 74H25L26 72L29 73L30 70H32L31 72H33V70L38 69L36 66H35L36 68L33 67V66L30 67V64H29V66H27V64L29 63V61H27V60H26V62H28V63L26 64V67H25V63H24ZM163 61H164V60H163ZM165 61H166V60H165ZM20 62H19V63H20ZM50 62H51V61H49V63H50ZM115 62H117V61H115ZM115 62H114V63H115ZM131 62H132V61L130 60V63H131ZM190 62H191V61H190ZM194 62H195V61H194ZM52 63H50V64H52ZM191 63H192V62H191ZM191 63H190V64H191ZM196 63H197V61H196ZM217 63H219V61H217ZM50 64H49V65H50ZM128 64H129V62H128ZM142 64H144V63H142ZM145 64H146V63H145ZM101 65H103V64H101ZM115 65H116V64H115ZM148 65H147V66H148ZM195 65H196V64H195ZM7 66H10V65H7ZM47 66H48V63H47ZM99 66H100V65H99ZM119 66H120V65H119ZM123 66H126V64L123 65ZM150 66H152V65H150ZM150 66H149V68H150ZM154 66H155V65H154ZM154 66H153V68H154ZM191 66H193V65L191 64ZM196 66H197V65H196ZM212 66H213V64H212ZM215 66H217V64H216ZM215 66H214V67H215ZM5 67H6V66H5ZM23 67H24V68H23ZM27 67L30 68V69H28ZM97 67H98V66H97ZM101 67H102V66H101ZM121 67H122V65H121ZM8 68H9V67H8ZM14 68H15V71H16L17 68L14 67V66H10V69H9V70H7V68H6V69H5V68H4V69L2 68V69L4 70V73H2L3 71L0 72V73H1V74H5L6 76L11 75V74H13V73L18 74V72H13V73H12V71L14 70ZM31 68H32V69H31ZM33 68H34V69H33ZM103 68H104V67H103ZM117 68H119V67H117ZM122 68H123V67H122ZM122 68H121V69H122ZM149 68H148V69H149ZM156 68H158V67H156ZM159 68H160V67H159ZM187 68H190V67H187ZM187 68H186V70H189V69H187ZM2 69H1V70H2ZM12 69H13V70H12ZM21 69H22V70H21ZM72 69H75V70H71V71H73V72H74V71H79V72H81V70H79L80 68H76V67H75V68H72ZM76 69H77V70H76ZM81 69H82V68H81ZM87 69H88V68H87ZM92 69H93V68H92ZM92 69H91V70H92ZM95 69H96V68H95ZM115 69H116V68H115ZM119 69H120V68H119ZM193 69H194V67H193ZM5 70H6V71H5ZM10 70H11V71H10ZM26 70H29V72L26 71ZM84 70H85V69H82V73L84 72ZM101 70H102V69H101ZM186 70H185V71H186ZM9 71H10V72H9ZM98 71H99V70H98ZM98 71H97V72H98ZM185 71H183V74L180 73V74H182L181 76H179L180 74L177 75V76L180 77V79H179V77H178V79L180 80V83H182V81H184V83H186L185 81H187V79L184 80L185 77H184L183 80H181V79L183 78L182 76H183V75H186V74H184ZM191 71H193V70L190 69V72H191ZM7 72H8V75L6 74ZM86 72H87V71H86ZM88 72H89V70H88ZM90 72H91V71H90ZM93 72H94V71H93ZM95 72H96V71H95ZM186 72H187V71H186ZM9 73H10V74H9ZM74 73H75V72H74ZM84 73H85V72H84ZM187 73H189V71H188ZM76 74H78V72H77ZM189 74H190V73H189ZM71 75H73V74H71ZM190 75H191V74H190ZM190 75H189V76H190ZM0 76H1V78H3V75H0ZM6 76H4V77H6ZM189 76H188V74H187L186 77L188 78ZM40 79H41V78H38V80H37V79H36V80L39 81ZM178 79H177V77H176V80H177V81H178ZM188 79H189V78H188ZM0 80H2V79H0ZM34 80H35V79H34ZM34 80H30V81H29L30 83H28V82L25 81V82H26V83H25L26 85H25V84H22V85L19 84V85L23 86V89H25L24 87H26V86H27V88H29V86H30V88H32V87H36V86L39 84V82L35 81V82H37V83H36L37 85H36L35 82H33ZM0 82H1V81H0ZM32 83L35 84V86L30 85V84H32ZM28 84H29V85H28ZM16 85H17V84H16ZM16 85H15V88H16ZM24 85H25V86H24ZM10 86H11V88H12V85H9L8 87H10ZM4 87H5V88H4L5 90H6V89L8 90V88H7L6 86H4ZM13 87H14V84H13ZM19 87H20V86H19ZM0 88H1V87H0ZM15 88H13L12 90H14ZM30 88H29V89H30ZM2 89H3V88H2ZM9 89H10V88H9ZM7 90H6V91H7ZM10 90H11V89H10ZM17 90H21V88H17ZM27 90H28V89H27ZM14 91H16V90H14ZM60 118H61V117H60ZM57 120H58V118H57ZM60 120H61V119H60ZM60 120H59V121H60ZM235 120H236V119H235ZM235 120H234V121H235ZM56 122H57V121H56ZM58 123H59V122H58ZM234 123H235V122H234ZM234 123H233V125H234ZM39 129H42V127H41V128L39 127ZM17 136H18V135H17ZM17 136H16V137H17ZM226 136H227V135H226ZM225 138H226V137H225ZM225 138H224V139H225ZM224 143H226V139L222 141V144L219 143L220 146H219V144H218L219 148H220V147L223 148L221 145H223ZM218 146H216L215 148H218ZM214 150H215V154H217V153H216L217 150L219 151V149H217V150L214 149ZM220 151H221V150H220ZM220 151H219V152H220ZM219 152H218V153H219ZM215 154H214V155H215ZM215 156H216V155H215ZM215 174H216V173H215ZM212 176H213V175H212ZM212 176H211V177H212ZM262 204H263V205H262ZM257 205H259L260 208H258L259 206L257 207ZM257 205L253 206V209L251 208L252 206H247V207H245V205H244V208H245V211H244V212H246V215H245V213H244L245 216H244V217L242 216V217H243V218L246 217L245 219L248 218V219H247V220H249L248 222H244L245 220H244V221L241 220V221H239V222H241V224H240V223L238 224V221H236V222H237V224H236L234 218L232 219V216H231V218H230V216H228V217H227V220L224 218V219H225V220H223V222L225 221L224 224H226V223H227V224H230L231 227L228 226V225H227V226L230 227V228L233 229V230L238 229L237 227H240V228H243V227H244V230H245L246 232H248V231L251 232V230H253V232H254L255 230H257V228H259V227L261 226L260 224L263 223L262 220H264V219L261 220V219L258 218V216L260 217L261 215L264 214V202L259 203V204H257ZM255 207H256V208H255ZM248 208H249V209H248ZM257 208H258V209H257ZM260 212H261V213H260ZM247 215H248V216H247ZM228 218H230V220L232 219V221L234 220L235 223H234V222L231 223L232 221H230ZM247 220H246V221H247ZM229 222H230V223H229ZM243 222H244V224H243ZM247 223H249V224L247 225ZM255 225H256V226H255ZM221 226H223V223H222L221 225H219V227L217 226V228H214V229L209 230L210 232L212 231V232H214V233H212V232L210 233L208 230H206L205 232L208 231L207 233L200 232L201 234L199 233V235H197V236H196L195 234H193V235H191V236L189 237L190 239L188 238L189 240L186 238V239L188 240V242H187L186 239H185V240H183V241H185V242L181 241V242H179V244L177 243V244L173 245V246L170 248L171 250H169V251H171V254H172L171 260L169 259L170 261H167V262H165L164 264H168V263H169V264H176V263H177V264H183V263L186 261V259H187V260H191L192 257H191V259H189L190 256H191V255L189 254L190 252H188V251L186 252V249L189 248L190 246H192L193 244H196V243H198V242H201V241L204 240V239H205V240H204L205 242H208V240H209V242H208L207 244L210 243V245H208V246L215 245L216 243H220V242H221L220 239H222V237H223L222 235H226V236H227V235L230 233V231H231V229L228 230L229 228H227L226 230H224V228L227 227V226H223V227H224L223 229H222ZM220 227H221V228H220ZM232 227H233V228H232ZM234 228H236V229H234ZM247 228H249V230H248ZM250 228H251V229H250ZM219 229H220V230H219ZM221 229H222L223 231H222ZM213 230H215V231H213ZM218 230H219V231H218ZM241 230H242V229H241ZM217 231H218L219 233H218ZM220 231H222V232H220ZM224 232H225V234H223ZM215 233H216V234H215ZM227 233H228V234H227ZM196 234H197V233H196ZM208 234H209V235H208ZM250 234H251V233H250ZM203 235H204V236H203ZM211 235H212V236H211ZM194 236H195V240H194ZM199 236H200V237L203 236V238L201 237L202 240L200 239ZM209 236H210V237H209ZM218 237H219V238H218ZM191 238H192V239H191ZM206 238H207V241H206ZM199 240H200V241H199ZM218 240H219L220 242H219ZM196 241H197V242H196ZM210 241H211L212 243H211ZM216 241H217V242H216ZM186 242H187V243H186ZM180 243H182V244H180ZM184 243H185L186 245H185ZM214 243H215V244H214ZM183 244H184V246H183ZM178 246H179V248H178ZM187 246H189V247H187ZM173 247H174L175 249H174ZM176 247H177V248H176ZM181 247H182V248H181ZM185 247H186V248H185ZM183 248H184V249H183ZM173 250H174V251H173ZM180 250H181V251H180ZM172 251H173V252H172ZM176 251H178V252H176ZM183 252H184V255H183ZM177 254H178V255H177ZM187 254H188V255H187ZM175 255H177V256H175ZM182 255H183V256H182ZM173 258H174V259H173ZM182 260H183V261H182ZM176 261H177V262H176ZM174 262H175V263H174Z\"/></svg>",
    "mask_w": 264,
    "mask_h": 264
}]
</instances>
